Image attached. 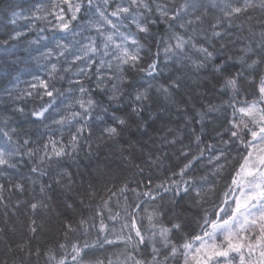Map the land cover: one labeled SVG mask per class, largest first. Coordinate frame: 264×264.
I'll use <instances>...</instances> for the list:
<instances>
[{
    "label": "clouds",
    "instance_id": "9594fccd",
    "mask_svg": "<svg viewBox=\"0 0 264 264\" xmlns=\"http://www.w3.org/2000/svg\"><path fill=\"white\" fill-rule=\"evenodd\" d=\"M0 264H264V0H0Z\"/></svg>",
    "mask_w": 264,
    "mask_h": 264
}]
</instances>
